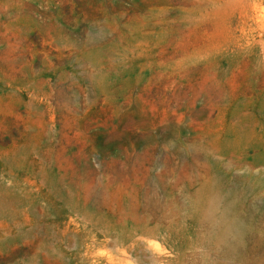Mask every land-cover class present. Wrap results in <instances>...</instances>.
<instances>
[{
  "label": "rangeland",
  "instance_id": "rangeland-1",
  "mask_svg": "<svg viewBox=\"0 0 264 264\" xmlns=\"http://www.w3.org/2000/svg\"><path fill=\"white\" fill-rule=\"evenodd\" d=\"M213 173L264 177V0H0V264H212Z\"/></svg>",
  "mask_w": 264,
  "mask_h": 264
},
{
  "label": "bare ground",
  "instance_id": "bare-ground-1",
  "mask_svg": "<svg viewBox=\"0 0 264 264\" xmlns=\"http://www.w3.org/2000/svg\"><path fill=\"white\" fill-rule=\"evenodd\" d=\"M263 183L261 174L230 176L213 173L192 190L191 214L202 227L201 242L211 249L212 264H264V222L248 219L254 214L247 206L248 203L252 206L251 202L259 198ZM246 207L249 212L243 219L240 213ZM168 215L179 217V210L168 211ZM161 230L160 225H152L150 232L158 234ZM175 260L178 264L182 262L179 254ZM151 264L168 262H159L156 258Z\"/></svg>",
  "mask_w": 264,
  "mask_h": 264
}]
</instances>
